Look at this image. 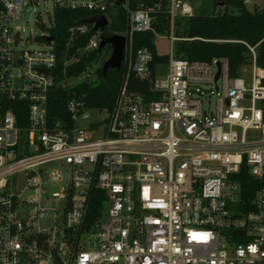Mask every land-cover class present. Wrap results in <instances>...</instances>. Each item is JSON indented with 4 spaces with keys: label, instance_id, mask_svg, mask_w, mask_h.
I'll list each match as a JSON object with an SVG mask.
<instances>
[{
    "label": "built area",
    "instance_id": "obj_1",
    "mask_svg": "<svg viewBox=\"0 0 264 264\" xmlns=\"http://www.w3.org/2000/svg\"><path fill=\"white\" fill-rule=\"evenodd\" d=\"M117 1L52 0L50 26L56 9L106 25L78 21L63 45L47 32L28 48L16 26L22 0H0V264H264V69L253 47L249 73L231 77L225 59L174 54L176 42L196 38L176 22L203 0ZM121 18L113 34L125 37L123 61L147 92L121 84L110 108L72 93L64 117L49 115L55 87L98 80L111 53L98 50L103 30ZM141 32L155 50L167 40L165 73L157 64L150 77L146 46L131 51ZM81 58L84 69L66 76Z\"/></svg>",
    "mask_w": 264,
    "mask_h": 264
},
{
    "label": "trees",
    "instance_id": "obj_2",
    "mask_svg": "<svg viewBox=\"0 0 264 264\" xmlns=\"http://www.w3.org/2000/svg\"><path fill=\"white\" fill-rule=\"evenodd\" d=\"M204 1L206 4H203L196 14L176 22L180 36L196 38L176 42L173 50L175 56L190 61L225 59L228 64V74L234 77L241 74L243 66L250 64L251 55L246 46L248 45L254 49L255 64L264 69V0L262 5L258 3L245 5L236 0ZM89 14L90 12L85 10L56 9L52 25L45 30L54 37L55 42L63 45L67 27L76 24ZM122 18L120 22L111 23L104 28V35L122 33L124 31ZM159 21L162 29L167 28L165 16H159ZM161 28H157V31L161 32ZM128 45L132 52L143 46L150 49L152 52L149 63L150 77L154 76L155 65L167 63L168 55L158 53L151 46L150 32L132 34ZM107 47L109 49V46ZM86 64L88 58H81L75 65L65 66L66 76L78 74ZM97 74L98 80L95 82H80L68 89L55 87L51 90L47 99L49 115L64 117L65 103L72 93L82 96L89 106L110 108L121 84L129 90L140 93L148 90L147 79L137 78L128 69L127 61H123L118 70L109 69L104 77L100 66ZM240 178L244 180L245 177Z\"/></svg>",
    "mask_w": 264,
    "mask_h": 264
},
{
    "label": "rangeland",
    "instance_id": "obj_3",
    "mask_svg": "<svg viewBox=\"0 0 264 264\" xmlns=\"http://www.w3.org/2000/svg\"><path fill=\"white\" fill-rule=\"evenodd\" d=\"M259 5L263 4V0H257ZM22 8L19 11L18 19L16 20V26L19 27L20 35L22 37V44L24 47L28 48H37L42 47L40 42V38L42 36L47 35L45 29L50 27V21L48 20V14L52 11V0H38L35 4H26V0H22ZM206 4L203 0L202 5ZM230 9V8H228ZM41 16L44 24H40L37 22L38 17ZM167 40L158 38L156 41V50L160 54H167ZM108 50V47H105ZM250 52V51H249ZM255 53V52H254ZM251 55V53H250ZM252 58V57H251ZM92 59H95V55L92 56ZM159 75L161 73H165L166 66L159 65ZM241 73L247 74L249 73V65H245L241 69ZM264 76V71L261 73ZM81 79V76L75 78L73 83L78 82ZM204 103H206V99L203 98ZM214 103V97H211V104ZM56 187L47 186L46 190L50 193L54 191ZM28 192L23 193V197H26ZM106 220L105 216H102L101 222Z\"/></svg>",
    "mask_w": 264,
    "mask_h": 264
},
{
    "label": "water",
    "instance_id": "obj_4",
    "mask_svg": "<svg viewBox=\"0 0 264 264\" xmlns=\"http://www.w3.org/2000/svg\"><path fill=\"white\" fill-rule=\"evenodd\" d=\"M120 0L117 1V4ZM80 23H93L92 30H95L96 28L102 29L106 25V20L102 15H91L86 18H83L79 20ZM45 41L48 43L50 40H52V36H46L44 37ZM125 37L118 34H112L108 37H104L101 39L99 43L98 50L104 45L109 44L111 47V53L109 57L103 62L101 66V73L104 77L107 74V71L109 69H115L118 70L121 67V63L124 58V51H125ZM217 66V72L215 74V79L219 75V62H216ZM47 72V71H45ZM55 258V256H54ZM56 259V258H55Z\"/></svg>",
    "mask_w": 264,
    "mask_h": 264
}]
</instances>
